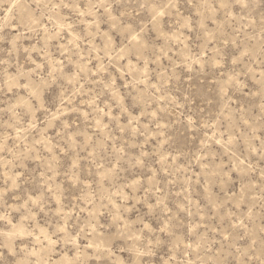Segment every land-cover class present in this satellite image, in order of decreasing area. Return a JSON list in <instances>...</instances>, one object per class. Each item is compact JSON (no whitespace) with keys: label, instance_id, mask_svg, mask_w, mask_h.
<instances>
[{"label":"rangeland","instance_id":"obj_1","mask_svg":"<svg viewBox=\"0 0 264 264\" xmlns=\"http://www.w3.org/2000/svg\"><path fill=\"white\" fill-rule=\"evenodd\" d=\"M0 264H264V0H0Z\"/></svg>","mask_w":264,"mask_h":264}]
</instances>
